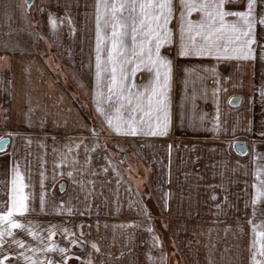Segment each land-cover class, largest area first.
<instances>
[{
	"label": "crops",
	"instance_id": "obj_1",
	"mask_svg": "<svg viewBox=\"0 0 264 264\" xmlns=\"http://www.w3.org/2000/svg\"><path fill=\"white\" fill-rule=\"evenodd\" d=\"M174 3L172 44L161 49L172 62L168 132L125 136L95 111L96 0H33L29 10L24 0H0V137L9 141L0 151V207L10 203L15 167L30 206L16 218L44 237L50 224L83 233L82 248L58 230L52 237L81 260L90 253L93 264H250L252 225L264 224V198L252 204L264 180V28L256 27L254 58H181ZM240 4L229 10H244L246 0ZM262 11L258 3L257 17ZM148 79L136 73L137 84ZM93 140L99 147L91 150ZM20 251L5 243L0 257L24 264ZM75 256L68 264H81Z\"/></svg>",
	"mask_w": 264,
	"mask_h": 264
},
{
	"label": "snow or ice",
	"instance_id": "obj_2",
	"mask_svg": "<svg viewBox=\"0 0 264 264\" xmlns=\"http://www.w3.org/2000/svg\"><path fill=\"white\" fill-rule=\"evenodd\" d=\"M227 2L231 0H179V57H211L217 60L254 58L251 45L258 43L256 27L260 25L264 28V11L257 17L256 7L258 3L264 5V0H246L244 10H229L225 6ZM25 3L30 6V0H25ZM174 12V0H96L95 111L115 134L164 136L168 132L172 62L170 56L161 49L172 44L173 32L169 24L174 18ZM192 12L201 14L198 21L188 18ZM227 17L236 19L229 20ZM67 18L71 24V18ZM49 21L55 23L51 14ZM260 47L261 59H264V44ZM140 71L149 74V79L143 86L135 82L136 73ZM260 95L264 100V85L260 88ZM91 133L93 137L96 136L94 126ZM260 135L264 136V131ZM7 143L9 141L5 137H0V150ZM83 143L81 140L77 147ZM97 147L99 145L93 140L91 150ZM88 151L90 149L85 145V152ZM68 175L72 176V172L69 171ZM11 186L10 203L0 207V249L9 242L24 249L16 253L24 264H68L75 253L70 247L58 245L52 237L58 230L69 245L80 244L82 248L83 233L77 237L63 225L50 224L46 229L47 237L41 236L33 221L22 222L16 218L28 212L30 206L27 203L29 196L24 193V178L15 167L12 169ZM258 198H264V180H260V190L252 200L253 205ZM44 207L42 192L41 211ZM66 211L70 213L71 209ZM255 212L254 208L253 215ZM14 229L26 232L38 242L37 245H27L16 236ZM252 233L254 239L249 248L250 264H264V224H253ZM90 244L92 249L99 252L95 242ZM48 253L59 254L60 259H53ZM9 255L0 257V264H5ZM75 258L81 264H93L90 253L88 259L81 260L79 256Z\"/></svg>",
	"mask_w": 264,
	"mask_h": 264
},
{
	"label": "rangeland",
	"instance_id": "obj_3",
	"mask_svg": "<svg viewBox=\"0 0 264 264\" xmlns=\"http://www.w3.org/2000/svg\"><path fill=\"white\" fill-rule=\"evenodd\" d=\"M241 0H231V2H227L226 3V7H228V9H238L239 7H242L240 4ZM38 38H39V34H38Z\"/></svg>",
	"mask_w": 264,
	"mask_h": 264
},
{
	"label": "water",
	"instance_id": "obj_4",
	"mask_svg": "<svg viewBox=\"0 0 264 264\" xmlns=\"http://www.w3.org/2000/svg\"><path fill=\"white\" fill-rule=\"evenodd\" d=\"M24 2H25V0H24ZM32 2H33V0H30V6H29V3H25L27 10H29V8L31 7ZM3 149H4V148H3ZM3 149H2V150H3ZM2 150H0V151H2Z\"/></svg>",
	"mask_w": 264,
	"mask_h": 264
}]
</instances>
